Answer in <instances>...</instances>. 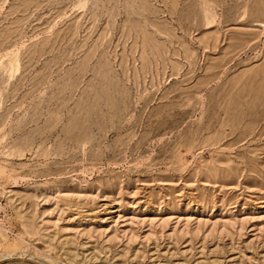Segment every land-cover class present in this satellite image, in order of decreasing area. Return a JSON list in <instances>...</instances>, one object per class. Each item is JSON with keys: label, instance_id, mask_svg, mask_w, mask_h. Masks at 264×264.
<instances>
[{"label": "rangeland", "instance_id": "rangeland-1", "mask_svg": "<svg viewBox=\"0 0 264 264\" xmlns=\"http://www.w3.org/2000/svg\"><path fill=\"white\" fill-rule=\"evenodd\" d=\"M0 264H264V0H0Z\"/></svg>", "mask_w": 264, "mask_h": 264}]
</instances>
